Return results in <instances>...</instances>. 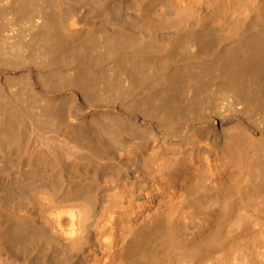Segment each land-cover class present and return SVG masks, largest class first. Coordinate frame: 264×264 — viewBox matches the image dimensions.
Listing matches in <instances>:
<instances>
[{
	"label": "bare ground",
	"instance_id": "obj_1",
	"mask_svg": "<svg viewBox=\"0 0 264 264\" xmlns=\"http://www.w3.org/2000/svg\"><path fill=\"white\" fill-rule=\"evenodd\" d=\"M9 8L54 64L95 50L137 80L226 76L235 100L249 95L241 80L264 78V0H0ZM164 89L114 91L123 107L80 91L79 114L52 92L37 114L0 94V264H184L220 239L221 210L264 254V105L255 127L200 100L188 121L179 88Z\"/></svg>",
	"mask_w": 264,
	"mask_h": 264
},
{
	"label": "rangeland",
	"instance_id": "obj_2",
	"mask_svg": "<svg viewBox=\"0 0 264 264\" xmlns=\"http://www.w3.org/2000/svg\"><path fill=\"white\" fill-rule=\"evenodd\" d=\"M28 14V12L25 11ZM29 19L17 9L0 10V28L11 27L18 31V34L11 36L12 40H6L0 33L1 45L5 47L0 50V94L9 100L23 106L33 114L44 105L45 94L52 92L56 95L59 105L63 109H73L75 114L83 111L85 104L82 101L80 91H100L103 98V91H111L107 99L94 101L100 107H123L126 96L113 95L114 91H166L165 87H178L176 91L182 93L179 103L186 110L184 117L188 121L195 117V113L190 110L189 103L199 101L200 111L204 114L212 113L216 115H228L232 120H243L253 127L262 123L260 118V108L264 105V78L255 80H241L247 84L249 95L243 99H234L229 88V77L212 76L199 79H162V77H144L138 80L132 75L126 76L124 73L114 72V63L107 55L103 58L100 53L92 50L84 53L80 50L67 55H60L56 64L48 62L42 55L43 47L36 44V40H25V26ZM1 31V30H0ZM25 45V50H19L14 59L3 56V51L10 45ZM109 64H111L109 66ZM43 71L40 72L39 70ZM88 76L97 75L92 78L89 85L80 86L70 81L76 74ZM249 81V82H248ZM155 87H158L157 89ZM64 92L61 97L59 94ZM157 102V99H154ZM241 102V103H240ZM242 105H247L246 110H240ZM238 107V108H237ZM29 108H31L29 110ZM34 109V111H33ZM103 117L102 119H104ZM205 136L215 138L216 133L206 129L202 131ZM212 201H205L203 205H209ZM235 203H233V206ZM222 209V208H221ZM220 239L210 241L204 247L202 253L194 260L187 261L189 264L196 261L198 264H259L260 256H264L261 251L254 250L255 240L246 233L242 238V228L235 221V213L231 216L221 210ZM227 217V218H226ZM249 217V214H248ZM249 229L252 230L251 215L249 217ZM215 226L212 228L215 229ZM241 230V231H240ZM240 231V232H239ZM248 236V237H246ZM250 237V238H249ZM244 239V240H243ZM243 240V241H242ZM249 241V242H247ZM264 248V247H263ZM191 257V256H189Z\"/></svg>",
	"mask_w": 264,
	"mask_h": 264
}]
</instances>
